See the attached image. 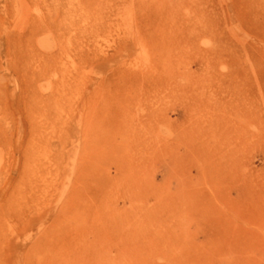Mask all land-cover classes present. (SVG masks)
<instances>
[{
  "label": "rangeland",
  "instance_id": "rangeland-1",
  "mask_svg": "<svg viewBox=\"0 0 264 264\" xmlns=\"http://www.w3.org/2000/svg\"><path fill=\"white\" fill-rule=\"evenodd\" d=\"M0 264H264V0H0Z\"/></svg>",
  "mask_w": 264,
  "mask_h": 264
},
{
  "label": "bare ground",
  "instance_id": "bare-ground-1",
  "mask_svg": "<svg viewBox=\"0 0 264 264\" xmlns=\"http://www.w3.org/2000/svg\"><path fill=\"white\" fill-rule=\"evenodd\" d=\"M123 49V48H122ZM123 50H125V49H123ZM122 51V50H121ZM125 51H127V50H125ZM177 121V120H176ZM178 121H181V122H184V119L183 120H178ZM178 124H180V122L178 123Z\"/></svg>",
  "mask_w": 264,
  "mask_h": 264
}]
</instances>
